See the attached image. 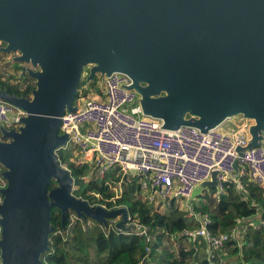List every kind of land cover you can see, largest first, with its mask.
Wrapping results in <instances>:
<instances>
[{
	"label": "water",
	"instance_id": "obj_1",
	"mask_svg": "<svg viewBox=\"0 0 264 264\" xmlns=\"http://www.w3.org/2000/svg\"><path fill=\"white\" fill-rule=\"evenodd\" d=\"M0 43L35 81L31 97L0 90V100L27 114L0 140L1 264H43L53 209L63 226L70 213L103 225L122 217V229L128 221L126 208L108 211L75 197L58 159L69 138L60 135L61 118L78 110L90 65L89 81L128 75L145 115L165 130L207 133L242 116L254 122L248 148L264 140V0H0ZM219 176L194 197L218 190Z\"/></svg>",
	"mask_w": 264,
	"mask_h": 264
},
{
	"label": "built area",
	"instance_id": "obj_2",
	"mask_svg": "<svg viewBox=\"0 0 264 264\" xmlns=\"http://www.w3.org/2000/svg\"><path fill=\"white\" fill-rule=\"evenodd\" d=\"M102 80V97L82 99L76 112H66L61 118L60 135L69 138L58 151L72 153L75 165L92 167L101 180L116 169L123 177H134L139 186L138 197L154 209H163L168 203L182 204L179 208L199 224L182 236L190 242L202 239L208 252L223 248L231 239H239L241 228L231 234L214 235L208 229V215L196 213L192 200L195 189L210 181L215 171L220 172V193L230 179L242 189V177L264 188V140L260 146L248 148L254 122L245 119L241 128L230 131H224L223 125L207 133L192 126L165 130L162 120L145 115L141 95L129 89L132 80L128 75L113 73ZM26 116L25 111L0 100V140H4L2 129L18 130ZM4 170L0 164V191L7 187ZM2 200L0 193V203ZM120 219L107 220L105 233L135 234L150 240L148 227L129 217L124 228H118Z\"/></svg>",
	"mask_w": 264,
	"mask_h": 264
},
{
	"label": "trees",
	"instance_id": "obj_3",
	"mask_svg": "<svg viewBox=\"0 0 264 264\" xmlns=\"http://www.w3.org/2000/svg\"><path fill=\"white\" fill-rule=\"evenodd\" d=\"M16 69H20L17 63ZM86 69L75 105L90 90L96 89L102 79L98 75L89 81L90 70L87 72ZM21 78L24 86L11 83L0 72V90L18 97H30L35 83H28L32 79L28 76ZM99 92L102 96L103 91ZM57 154L61 165H67L71 172L75 197L88 201L93 207L102 205L108 211L126 208L132 220L151 230L150 240L115 231L106 234L105 225L90 218L80 219L74 213H70L69 222L63 226L61 211L53 209L51 225L54 231L50 235L49 251L42 256L43 264H264V188L247 177L240 179L242 189L230 179L224 183L223 193L210 190L195 204L196 213L208 215V229L214 235L231 234L241 228L239 239H231L223 248L208 252L202 239L190 242L182 236L199 224L188 218L187 212L175 203L170 204L168 211H157L138 197L137 180L125 176L122 181L119 169L108 173L100 183L95 179L85 185L89 166L75 165L70 152L58 151ZM56 185L54 181L53 187ZM118 185L120 194L117 198L111 188Z\"/></svg>",
	"mask_w": 264,
	"mask_h": 264
},
{
	"label": "rangeland",
	"instance_id": "obj_4",
	"mask_svg": "<svg viewBox=\"0 0 264 264\" xmlns=\"http://www.w3.org/2000/svg\"><path fill=\"white\" fill-rule=\"evenodd\" d=\"M4 47V44L3 43H0V50ZM15 56V55H14ZM14 56H11V54H0V72L3 73L5 76H6V79L8 81H11V83L13 84H18L20 86H24L25 82L23 81L24 84H22L20 81V78L23 77V68L24 67H27L25 65H19L20 66V69L17 70L16 69V64L14 65L13 64V57ZM92 65L88 66L87 67V72L91 69ZM28 76V75H26ZM25 76V77H26ZM100 76V75H99ZM104 79V77H102ZM23 79V78H21ZM100 80V79H99ZM28 83H35V81L33 79L28 80ZM104 83V80H100L98 81V84H97V87L96 89H92L88 92L87 96L85 98H98V97H102L101 96V93L99 91H103V86L102 84ZM82 99H84V96L82 98H80L77 102H76V106L81 104L82 103ZM245 124V118L242 117V116H237V117H234L232 119H229L227 120L226 122H224L222 125H223V130L224 131H230V130H233V129H239L241 128V126ZM74 156V155H73ZM63 167L65 169H67V165H63ZM90 168V173L89 175L87 176L86 180H85V185H88L91 181H96L97 182H101L102 180L97 177L95 174H94V171H93V168L92 167H89ZM128 178H130L131 176H127ZM236 177V176H234ZM124 180V177L122 176V181ZM77 189V188H76ZM112 192H115L116 193V197L118 198L119 197V194H120V191H119V185L117 187L113 186V188H111ZM74 190V188H73ZM210 190H208L206 193H210L209 192ZM205 193V194H206ZM203 194V195H205ZM75 196V195H74ZM199 198H194L192 200V204L195 206V204H198L199 203ZM202 199V198H201ZM183 203V202H182ZM175 205L177 206H181L182 207V204L176 202ZM97 207H103L102 205H99ZM170 208V204H166V206L163 208V209H156L157 211H161V212H165V211H168V209ZM130 216L128 215V218ZM123 220V218L121 217L120 219V222Z\"/></svg>",
	"mask_w": 264,
	"mask_h": 264
},
{
	"label": "crops",
	"instance_id": "obj_5",
	"mask_svg": "<svg viewBox=\"0 0 264 264\" xmlns=\"http://www.w3.org/2000/svg\"><path fill=\"white\" fill-rule=\"evenodd\" d=\"M195 198V197H194Z\"/></svg>",
	"mask_w": 264,
	"mask_h": 264
}]
</instances>
